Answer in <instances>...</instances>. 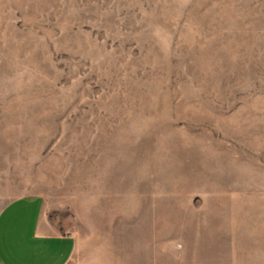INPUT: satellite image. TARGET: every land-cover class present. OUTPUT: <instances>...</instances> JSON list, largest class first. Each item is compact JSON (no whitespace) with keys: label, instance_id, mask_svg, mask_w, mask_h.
<instances>
[{"label":"rangeland","instance_id":"rangeland-1","mask_svg":"<svg viewBox=\"0 0 264 264\" xmlns=\"http://www.w3.org/2000/svg\"><path fill=\"white\" fill-rule=\"evenodd\" d=\"M71 264H264V0H0V200Z\"/></svg>","mask_w":264,"mask_h":264},{"label":"crops","instance_id":"crops-1","mask_svg":"<svg viewBox=\"0 0 264 264\" xmlns=\"http://www.w3.org/2000/svg\"><path fill=\"white\" fill-rule=\"evenodd\" d=\"M73 236L53 233L39 197L0 200V264H71Z\"/></svg>","mask_w":264,"mask_h":264}]
</instances>
